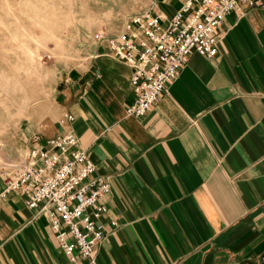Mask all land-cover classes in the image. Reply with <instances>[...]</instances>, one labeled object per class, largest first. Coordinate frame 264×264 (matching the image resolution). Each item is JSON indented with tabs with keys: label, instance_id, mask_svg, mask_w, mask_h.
I'll return each instance as SVG.
<instances>
[{
	"label": "crops",
	"instance_id": "1",
	"mask_svg": "<svg viewBox=\"0 0 264 264\" xmlns=\"http://www.w3.org/2000/svg\"><path fill=\"white\" fill-rule=\"evenodd\" d=\"M185 0H158L163 17ZM226 16L218 54H192L142 118L132 69L95 50L56 87L53 112L21 137L72 130L108 178L105 237L92 264H252L264 259V0ZM73 117L68 121L67 117ZM24 151V152H25ZM0 264H73L18 194L1 197ZM80 264H88L79 260ZM264 264V263H262Z\"/></svg>",
	"mask_w": 264,
	"mask_h": 264
},
{
	"label": "built area",
	"instance_id": "2",
	"mask_svg": "<svg viewBox=\"0 0 264 264\" xmlns=\"http://www.w3.org/2000/svg\"><path fill=\"white\" fill-rule=\"evenodd\" d=\"M259 5L260 0H185L171 17L148 9L130 17L116 37L100 36L109 54L132 69L135 99L126 108L127 116L144 117L167 94L192 54L217 56L219 27L227 15ZM31 141L33 147L4 168L1 197L22 196L37 217L47 219L71 263L92 264L105 237L100 220L107 212L108 178L95 174V165L72 130L47 139L35 134Z\"/></svg>",
	"mask_w": 264,
	"mask_h": 264
},
{
	"label": "rangeland",
	"instance_id": "3",
	"mask_svg": "<svg viewBox=\"0 0 264 264\" xmlns=\"http://www.w3.org/2000/svg\"><path fill=\"white\" fill-rule=\"evenodd\" d=\"M159 7L158 0H0V178L24 154V128L53 112L58 83L88 65L100 36L112 39L130 17Z\"/></svg>",
	"mask_w": 264,
	"mask_h": 264
}]
</instances>
